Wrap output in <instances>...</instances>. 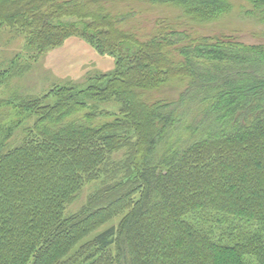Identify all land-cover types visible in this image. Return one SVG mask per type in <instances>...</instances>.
<instances>
[{
	"label": "trees",
	"instance_id": "obj_1",
	"mask_svg": "<svg viewBox=\"0 0 264 264\" xmlns=\"http://www.w3.org/2000/svg\"><path fill=\"white\" fill-rule=\"evenodd\" d=\"M97 1L0 0V27H20L37 54L73 36L110 52L128 38L109 18L63 20ZM146 1L207 14L231 4ZM173 42L140 43L86 89L0 99V264H264V46L204 38L179 48L176 63L165 50ZM171 73L192 77L177 101L141 99L138 88ZM6 78L0 71V87ZM113 99L122 117L98 124L108 112L93 101ZM10 108L18 119L8 122Z\"/></svg>",
	"mask_w": 264,
	"mask_h": 264
},
{
	"label": "rangeland",
	"instance_id": "obj_2",
	"mask_svg": "<svg viewBox=\"0 0 264 264\" xmlns=\"http://www.w3.org/2000/svg\"><path fill=\"white\" fill-rule=\"evenodd\" d=\"M81 6V14L85 17L65 16L63 20L79 22L84 28L86 24L104 16L109 18L108 22L115 31L124 32L128 39L118 42L112 51L101 53L83 36H73L60 46L37 54L28 45V36L20 27L10 28L3 24L0 27V71L4 72L8 80L5 79L0 87V99L29 94L45 95L53 88L66 86H76L82 90L91 84L97 85L102 81L101 77L115 72L118 65L121 66V61L124 64L127 58L135 54L140 43L155 36L165 35L174 41L165 50L176 63L182 59L179 48L204 38L213 41L225 39L246 46H264V10L253 5L250 0H231L229 9L219 14L192 12L177 3L146 0H103L84 2ZM191 80L188 74L171 73L165 75V80L157 86L142 87L136 91L146 103L174 102L186 91ZM93 104L99 110L108 112L99 117L98 124L122 117L119 101L97 100ZM7 114L10 115L8 122L18 119L13 108L7 110ZM31 121L27 118L17 129L16 136ZM122 156V153L118 154L116 159H122ZM99 180L87 184L84 194L67 209V214L81 208L88 194L101 186ZM123 215L105 223L84 241L94 238L112 225L118 226ZM249 263L257 264L252 257H249Z\"/></svg>",
	"mask_w": 264,
	"mask_h": 264
}]
</instances>
